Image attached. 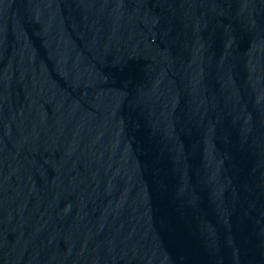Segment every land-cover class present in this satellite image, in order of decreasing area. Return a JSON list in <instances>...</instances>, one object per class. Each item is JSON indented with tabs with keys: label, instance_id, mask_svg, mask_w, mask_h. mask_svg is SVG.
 Returning <instances> with one entry per match:
<instances>
[{
	"label": "water",
	"instance_id": "95a60500",
	"mask_svg": "<svg viewBox=\"0 0 264 264\" xmlns=\"http://www.w3.org/2000/svg\"><path fill=\"white\" fill-rule=\"evenodd\" d=\"M0 264H264V0H0Z\"/></svg>",
	"mask_w": 264,
	"mask_h": 264
}]
</instances>
